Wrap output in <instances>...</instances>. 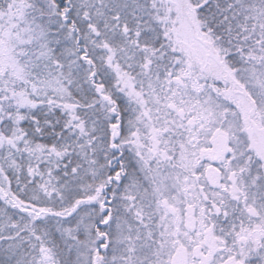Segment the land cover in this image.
I'll list each match as a JSON object with an SVG mask.
<instances>
[{
  "label": "snow or ice",
  "instance_id": "obj_1",
  "mask_svg": "<svg viewBox=\"0 0 264 264\" xmlns=\"http://www.w3.org/2000/svg\"><path fill=\"white\" fill-rule=\"evenodd\" d=\"M0 264H264V0H0Z\"/></svg>",
  "mask_w": 264,
  "mask_h": 264
}]
</instances>
